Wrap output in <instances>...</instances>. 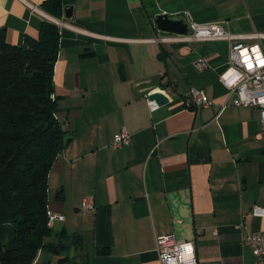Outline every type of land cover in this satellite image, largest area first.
I'll return each instance as SVG.
<instances>
[{
    "label": "crops",
    "instance_id": "1",
    "mask_svg": "<svg viewBox=\"0 0 264 264\" xmlns=\"http://www.w3.org/2000/svg\"><path fill=\"white\" fill-rule=\"evenodd\" d=\"M45 1L0 0V30L21 44L43 22H63L53 98L70 139L49 173V210L65 218L47 241L64 231L84 244L67 250L69 264H160L157 236L173 234L195 241L199 264H256L243 237L264 230V213L253 212L264 208L260 110L236 105L220 80L228 41L161 42L170 32L155 18L218 21L249 43L264 32V0H63L60 17ZM199 57L210 66L198 68ZM192 86L213 103L195 106ZM153 88L169 96L155 110ZM123 126L131 142L110 148ZM86 197L95 210L82 208ZM48 259L43 250L36 261Z\"/></svg>",
    "mask_w": 264,
    "mask_h": 264
},
{
    "label": "trees",
    "instance_id": "2",
    "mask_svg": "<svg viewBox=\"0 0 264 264\" xmlns=\"http://www.w3.org/2000/svg\"><path fill=\"white\" fill-rule=\"evenodd\" d=\"M43 5L56 17L64 12L63 0ZM60 37L52 21L43 22L39 38L26 36L21 44L8 42L0 30V264H69L72 259L64 254L73 242L63 239L64 231L47 241L55 233L48 224L49 173L67 133L53 98ZM43 250L56 259L36 261Z\"/></svg>",
    "mask_w": 264,
    "mask_h": 264
},
{
    "label": "built area",
    "instance_id": "3",
    "mask_svg": "<svg viewBox=\"0 0 264 264\" xmlns=\"http://www.w3.org/2000/svg\"><path fill=\"white\" fill-rule=\"evenodd\" d=\"M37 9L36 6H32ZM190 22V33H170L159 37L161 42L190 43L226 40L231 44L226 69L220 74V80L228 87L230 94L237 93L236 105H246L260 110L262 132L264 134V32L255 31L245 37L253 39L247 43L241 36L231 32L229 27L218 21L198 22L186 14ZM62 26L63 22L58 21ZM195 64L200 69L209 67L208 61L199 57ZM191 102L199 107H208L213 102L203 88L192 86L189 89ZM151 110L157 108L155 101H150ZM225 106V105H224ZM132 134L122 127L113 135L110 148H120L131 142ZM82 208L95 210L92 197L82 201ZM255 214L264 213V208L255 206ZM49 226L54 227L57 220H64L63 214L48 211ZM242 225V222L239 226ZM160 264H199L194 240L179 239L173 234L158 235L156 239ZM243 243L250 247L256 256V264H264V230L249 232L243 237Z\"/></svg>",
    "mask_w": 264,
    "mask_h": 264
},
{
    "label": "water",
    "instance_id": "4",
    "mask_svg": "<svg viewBox=\"0 0 264 264\" xmlns=\"http://www.w3.org/2000/svg\"><path fill=\"white\" fill-rule=\"evenodd\" d=\"M65 15L72 17L73 7L68 6L65 8ZM155 22L157 28L161 31L170 33H190V22L185 13L179 15H170L168 13H160L156 16ZM169 85V83H168ZM156 88L152 89V92L148 95L150 101H155L157 104L165 105L169 102V96L162 90ZM69 140L67 141V143Z\"/></svg>",
    "mask_w": 264,
    "mask_h": 264
},
{
    "label": "rangeland",
    "instance_id": "5",
    "mask_svg": "<svg viewBox=\"0 0 264 264\" xmlns=\"http://www.w3.org/2000/svg\"><path fill=\"white\" fill-rule=\"evenodd\" d=\"M70 138L68 137V138H66V142L69 140ZM65 241H67V242H71L73 239H68V236H65L64 238H63ZM79 242L77 241V240H73V242H72V246L71 247H74V246H76V248H79L80 249V247H79V244H78ZM46 252H48V251H46ZM50 253V252H49ZM64 254H68V252H66V253H64ZM77 255H79V253H77ZM74 264H77L76 262L74 263ZM78 264H82V263H78Z\"/></svg>",
    "mask_w": 264,
    "mask_h": 264
}]
</instances>
